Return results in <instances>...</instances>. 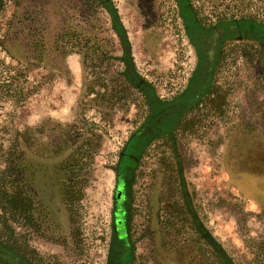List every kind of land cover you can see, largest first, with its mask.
Segmentation results:
<instances>
[{"label":"rangeland","instance_id":"1","mask_svg":"<svg viewBox=\"0 0 264 264\" xmlns=\"http://www.w3.org/2000/svg\"><path fill=\"white\" fill-rule=\"evenodd\" d=\"M96 1L0 0V170L16 141L36 155L55 229L16 226L0 264H264V174H242L264 158V0ZM89 36L109 63L82 65ZM113 70L130 88L110 98Z\"/></svg>","mask_w":264,"mask_h":264},{"label":"trees","instance_id":"2","mask_svg":"<svg viewBox=\"0 0 264 264\" xmlns=\"http://www.w3.org/2000/svg\"><path fill=\"white\" fill-rule=\"evenodd\" d=\"M93 2L97 4L101 3L96 0H93ZM89 10L92 9L89 7ZM93 35L95 36V33H93ZM94 36H89L88 38L76 40L71 43L73 47L82 46L75 50L76 53L81 56L82 65L90 64L98 67L99 64L109 63L111 61L109 56L105 58V55L99 49L98 41H96ZM90 42L91 44H89ZM112 59L116 60L113 57ZM104 75L105 77L102 78V81L104 82L103 87L107 92V97L114 98V93L118 90L116 89V86H119V90L122 89V92L129 90L130 85L128 77L125 74L113 70L111 72L104 71ZM106 101L111 103L112 109L114 107V100ZM57 129V127H54L53 131H56ZM76 130L79 131V128ZM23 144H25V142H23ZM83 144L84 143L81 142L78 147L80 148ZM28 151L30 153L29 159L25 158V153ZM75 152L77 154L80 153L78 149H76ZM31 155L32 152H30L29 148L19 146L16 141L14 146H10L6 152L3 167L0 170V227L3 229L0 232V243L14 253L15 257L8 256L14 260H17V258L19 260L20 255H22V249L20 248V242L22 241H20V239L23 235L18 236L19 233L18 235L16 234V226L30 231L28 234L38 236L46 235V233L48 234L55 230L52 229V223H49L48 221V212L43 205L42 200L39 198L35 186L29 182V169L32 164L31 158L36 157V155H33L32 157ZM76 159L80 160L81 158L77 156ZM68 166L72 167V164H61L62 169H66ZM172 179H174L173 182L178 187L179 194L175 201L180 206V216L188 220L190 227L195 231V234L198 233L200 235L198 236V239H203V236H201V229L197 228V221L195 220L196 216L190 207L189 199L186 198L185 189L182 187V181L176 168L172 170ZM74 188L70 186L66 190H64V188L60 189L63 201L66 205H72V202L83 195L84 190L80 185H77V187L75 186ZM236 189L238 192L249 197L246 192L247 190L242 189L241 186H236ZM161 209L162 206L159 207V211ZM60 238L65 240L61 235ZM23 242L25 243V241ZM205 243L204 245L206 246ZM12 252L10 253L12 254ZM19 261H21V259Z\"/></svg>","mask_w":264,"mask_h":264},{"label":"crops","instance_id":"3","mask_svg":"<svg viewBox=\"0 0 264 264\" xmlns=\"http://www.w3.org/2000/svg\"><path fill=\"white\" fill-rule=\"evenodd\" d=\"M250 159H248L247 157L244 159V161H248ZM256 163H257V166H256V169H253L251 171H249L247 169V171H244L242 174H246L248 176H252L250 173L252 172H257L256 175H260V172H262L264 174V158L262 159H256ZM250 174V175H249ZM247 177H244V179H246ZM264 188V187H263ZM261 204L263 205V208H264V193H263V198L261 200Z\"/></svg>","mask_w":264,"mask_h":264}]
</instances>
